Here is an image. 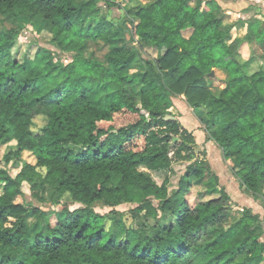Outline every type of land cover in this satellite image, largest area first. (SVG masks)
I'll return each instance as SVG.
<instances>
[{
    "label": "trees",
    "instance_id": "trees-1",
    "mask_svg": "<svg viewBox=\"0 0 264 264\" xmlns=\"http://www.w3.org/2000/svg\"><path fill=\"white\" fill-rule=\"evenodd\" d=\"M190 1L0 0V19L15 25L0 30V146H10L3 160L36 158L16 177L0 168V264L264 263L260 215L247 208L231 221L230 195L204 182L219 177L194 160L193 133L166 111L184 96L207 124L208 142L264 207V67L252 70L256 47L264 60V20L251 19L246 37L230 42L234 27L217 0ZM103 6L121 9L123 24L102 15L88 21ZM22 19L70 56L39 46L18 59ZM137 61L142 69H134ZM216 70L227 76L219 94L207 83ZM179 161L188 166L176 184L149 176L175 174ZM24 184L40 200L53 191L59 208L46 215L18 202ZM195 187L204 191L191 205ZM137 192L138 211L155 225L127 229L117 220L119 236L110 234L94 204L116 208ZM66 196L78 207L60 204ZM32 217L46 225H29Z\"/></svg>",
    "mask_w": 264,
    "mask_h": 264
},
{
    "label": "rangeland",
    "instance_id": "rangeland-1",
    "mask_svg": "<svg viewBox=\"0 0 264 264\" xmlns=\"http://www.w3.org/2000/svg\"><path fill=\"white\" fill-rule=\"evenodd\" d=\"M117 2L125 5L127 0H117ZM98 15H102L107 19L114 21L116 24H123L124 12L117 7L110 9L107 6H103L101 7L99 13H96V16L89 18L88 21L93 22V19H95V17ZM4 19L5 18L0 19V30L12 29L15 27L14 24ZM18 26L21 28L20 40L15 49V55L18 59H22L25 54L33 57L37 47L39 46L53 51L58 56H70L60 53L53 45L48 42L50 36L48 33H41L42 26L30 23L24 19L18 22ZM129 28L131 27L129 26ZM251 51L252 50L247 46L244 47L241 52L242 58L244 60L250 58ZM105 52L106 50L99 51L97 53L98 57L103 58ZM151 52L153 53V51ZM262 53V50L259 47H256L255 63L252 66V70H256L259 67H264V60L259 59V56H261ZM37 61L38 62L36 65L38 66L44 63L41 57H39ZM142 68V62L137 61L134 65V69L138 70ZM226 78L227 76L223 72L216 70L214 71V75L208 79L207 83L215 94H219L224 88V79ZM170 105L171 106L168 104L166 106V111L169 113L167 118L178 119L182 125L195 136V144L192 146V151L195 155L194 160L201 162L202 165H209L211 170L219 177L218 184H216L213 180H208V178H206L204 182L209 183L211 187H223L230 195L233 205L235 206L233 212L231 213V221L235 222L239 220L243 214V211L248 208L254 213L260 215L264 225V207L262 201L252 193L246 192V190L241 186L239 179L231 170L232 163L224 159L222 151L219 149V147L213 142L206 143L205 129L207 128V124L205 122H201L202 120L200 115L196 114V112L188 106L184 96L174 98ZM39 124H41V122ZM14 144L15 142H12L9 145ZM9 147L10 146L6 145L0 146V168L8 170L13 177H16V175L23 169L25 164L36 163V158L31 153L25 152L20 161H13L9 165H5L3 157L9 150ZM187 166V162L179 161L174 163L173 168L175 174H173L170 170H163L160 173H151L152 175H149V172L144 168H142L141 171L148 174L159 185H162L167 178L171 179V183L176 184L179 176L184 174ZM169 189L172 190L173 187H169ZM23 190L25 196L24 198H19L18 202L21 203L25 200L29 203L31 208L39 209L46 215L59 208V204H55L57 195L53 191H48L45 195H41L42 200H40L33 195L29 185L24 184ZM217 190H219V188ZM1 191L2 190H0V192ZM203 191L204 190L199 187H195L191 190L187 196L191 205H195L197 203V201L201 198L200 194ZM142 201V194L137 192L134 201L131 203L121 205L116 208H109L103 203H95L93 209L97 214L104 215L106 217V227L108 232L118 237L119 229L116 226L117 220H121L127 229L150 230L155 225L156 221L153 217H147L145 211H138ZM60 204L71 205L72 208L78 207V205L74 204L71 198L67 196L60 201ZM162 213V211H159L160 217H162ZM54 221L55 218L53 216L52 222L54 223ZM28 222L31 226L38 225L39 227H43L46 225V218L32 217L29 218ZM262 239H264V236Z\"/></svg>",
    "mask_w": 264,
    "mask_h": 264
},
{
    "label": "crops",
    "instance_id": "crops-1",
    "mask_svg": "<svg viewBox=\"0 0 264 264\" xmlns=\"http://www.w3.org/2000/svg\"><path fill=\"white\" fill-rule=\"evenodd\" d=\"M217 2L225 13V24L234 27L230 34V42L237 38L244 39L246 37L248 33L247 22L251 19L264 20V0H217ZM190 4L195 7L197 1L191 0ZM185 34L188 37L191 31L189 30ZM205 140L208 143L206 134Z\"/></svg>",
    "mask_w": 264,
    "mask_h": 264
},
{
    "label": "water",
    "instance_id": "water-1",
    "mask_svg": "<svg viewBox=\"0 0 264 264\" xmlns=\"http://www.w3.org/2000/svg\"><path fill=\"white\" fill-rule=\"evenodd\" d=\"M214 74H212V76H213Z\"/></svg>",
    "mask_w": 264,
    "mask_h": 264
}]
</instances>
